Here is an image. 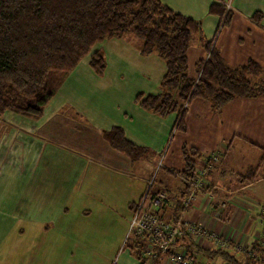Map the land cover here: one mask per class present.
<instances>
[{
	"label": "crops",
	"instance_id": "crops-1",
	"mask_svg": "<svg viewBox=\"0 0 264 264\" xmlns=\"http://www.w3.org/2000/svg\"><path fill=\"white\" fill-rule=\"evenodd\" d=\"M161 1L199 20L202 36L229 66L253 59L264 77V0H230V19L224 26L208 8L212 3L225 6L228 0ZM94 47L93 51L100 50L105 57L104 73H97L89 58L83 57L39 117L11 111L0 116L5 124H0V132L3 127L17 125L34 148L31 160H0V264H86L90 246L91 257L100 255L91 252L85 219L103 212L97 210L99 205L115 209L117 200L132 213L159 160L153 188L167 193L161 212L170 218L187 189L182 173L183 145L198 151L196 169L206 155L219 156L205 177V189L214 187L213 199L201 191L185 216L248 247L255 237L262 238L261 223L258 230L253 228H257L258 211H264V161H260L264 158V94L235 98L218 109L195 97L185 112V130H177L175 112L160 116L135 100L138 93L161 92L163 60L155 53L141 54V41L130 33L104 39ZM207 55L202 41L194 37L187 50L189 77L196 76V62ZM114 126L120 127L131 143L147 149L145 156L133 161L113 149L102 133ZM47 148L48 156L43 159ZM108 189L116 195L109 198ZM117 213L112 211L113 219L125 220ZM32 227L47 234L42 243L35 236L34 254L33 250L21 254V249L4 241L9 230L18 228L22 235ZM196 246L212 249L208 240ZM131 255L126 257L128 264H141ZM197 255L201 263L221 264L218 258ZM160 264L171 263L162 258Z\"/></svg>",
	"mask_w": 264,
	"mask_h": 264
},
{
	"label": "trees",
	"instance_id": "trees-1",
	"mask_svg": "<svg viewBox=\"0 0 264 264\" xmlns=\"http://www.w3.org/2000/svg\"><path fill=\"white\" fill-rule=\"evenodd\" d=\"M208 12L221 19V26L228 24L230 14L223 4L212 3ZM129 33L141 41V54L155 53L165 64L161 92L138 93L135 100L143 109L160 116L175 112L177 130H185L184 103L189 104L195 97L208 100L218 109L235 98L264 94L260 64L248 59L229 66L211 41L202 36L199 20L172 10L161 0H0V116L11 111L33 119L39 117L83 57L88 56L89 65L97 73L105 72V57L100 50L90 52L93 45ZM196 36L208 55L196 62L197 74L191 78L187 74V50ZM102 135L113 149L133 161L147 153V149L127 140L118 126L104 130ZM181 152L182 173L189 177L199 154L185 145ZM181 208L179 201L171 217ZM257 216L264 240V211H258ZM133 240L143 241L139 237ZM263 246L255 240L249 246L260 255L259 259L199 247L186 235L174 248L218 258L221 264H258L264 262ZM131 247L138 256L134 245Z\"/></svg>",
	"mask_w": 264,
	"mask_h": 264
},
{
	"label": "built area",
	"instance_id": "built-area-1",
	"mask_svg": "<svg viewBox=\"0 0 264 264\" xmlns=\"http://www.w3.org/2000/svg\"><path fill=\"white\" fill-rule=\"evenodd\" d=\"M230 0L225 2V11L231 9ZM188 103H184L187 107ZM219 161V156L210 153L204 157L202 166L194 169L193 175L183 178L187 189L181 197V210L175 216L166 218L161 215V208L166 203L167 193L161 189H154L155 173L161 165L158 161L155 172L147 180L145 190L132 209L128 222V232L135 238L143 241L133 243L138 251L141 264H160L162 258H166L171 264H205L197 260L198 255L194 251L185 248L175 249L174 245L186 235L195 245L208 240L212 248L228 250L234 256H249L259 259L260 255L241 242H235L213 229H209L203 223L189 219L185 216V210L198 199L201 191L213 199V188L205 189V177ZM218 215V213H217ZM255 241L264 244V240L257 236Z\"/></svg>",
	"mask_w": 264,
	"mask_h": 264
},
{
	"label": "rangeland",
	"instance_id": "rangeland-1",
	"mask_svg": "<svg viewBox=\"0 0 264 264\" xmlns=\"http://www.w3.org/2000/svg\"><path fill=\"white\" fill-rule=\"evenodd\" d=\"M94 46L95 45L92 46L90 52H93L95 48ZM11 119L13 120V118ZM0 124L5 125L1 121ZM15 126L16 127L11 125L9 128L3 127L2 131L0 132V160H31L34 156V148L32 146H29L30 144L25 141V138L21 135L22 130L17 125ZM48 150L49 149L47 148L44 151V154L42 156L43 159L47 158ZM102 183L104 185H108L105 184L106 181ZM135 184H137L136 181ZM100 190L102 191V189ZM104 190H107L106 187L104 188ZM103 193V195H105V191H103ZM112 193L113 196L116 195L111 190L109 192H106V195L111 198L110 195ZM99 207H101V205H99ZM99 207L97 208V210H102L103 212L99 213L97 217H93V214L89 215L84 222H86L88 226L87 238L90 241V244H93V249H91V252H97L100 255L95 254L91 257L89 251V248H91V246L88 247L86 264H128L126 259L127 256L129 257V255L132 254L131 257L133 259L135 258L131 247L133 236L128 232V222L131 217L130 210L127 207L125 208L124 205H121L120 201L118 200L116 201L115 209L111 207ZM112 211H116V213L118 211L117 214L121 217H124L125 220H122L120 222L113 219L111 215ZM254 225H256L257 228H253V230H258V228L260 227V221L256 220V223ZM19 231L20 229L18 228L9 230L8 235L4 238V241H7L8 244L12 243V247L14 249H21V254H27L28 251L31 250H33L34 254L35 248L37 247V245L35 244V236H39L38 243H42V236L47 235L45 233V230H35V227L29 229L26 228L22 235H20ZM16 239H21L22 241L18 242L16 241ZM6 245L7 243L5 242L3 248H5Z\"/></svg>",
	"mask_w": 264,
	"mask_h": 264
}]
</instances>
